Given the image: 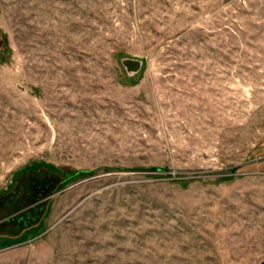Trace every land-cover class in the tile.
<instances>
[{
	"label": "rangeland",
	"instance_id": "1",
	"mask_svg": "<svg viewBox=\"0 0 264 264\" xmlns=\"http://www.w3.org/2000/svg\"><path fill=\"white\" fill-rule=\"evenodd\" d=\"M0 264H264V0H0Z\"/></svg>",
	"mask_w": 264,
	"mask_h": 264
},
{
	"label": "water",
	"instance_id": "2",
	"mask_svg": "<svg viewBox=\"0 0 264 264\" xmlns=\"http://www.w3.org/2000/svg\"><path fill=\"white\" fill-rule=\"evenodd\" d=\"M123 65L126 67L128 71H137L140 67V61L132 58H124L122 59Z\"/></svg>",
	"mask_w": 264,
	"mask_h": 264
}]
</instances>
